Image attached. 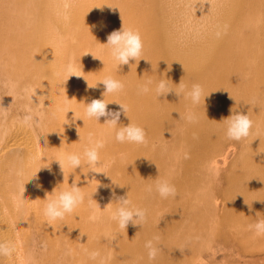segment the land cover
Segmentation results:
<instances>
[{"label":"bare ground","instance_id":"1","mask_svg":"<svg viewBox=\"0 0 264 264\" xmlns=\"http://www.w3.org/2000/svg\"><path fill=\"white\" fill-rule=\"evenodd\" d=\"M64 2L0 0V82L17 85L0 87V110L7 108L0 117V242L17 248L0 264H207L202 248L218 218L217 227L231 226L239 243L221 245L224 257L238 250L234 260L264 264V236L249 228L264 219V0H70L67 11ZM123 23L139 30L145 45L132 67H120L104 45ZM69 63L82 77L69 78L64 71ZM108 76L125 84L123 92L107 95L109 110H119L113 101L126 104L130 118L122 114L120 123L143 127L148 144L119 143L104 117L86 116L85 103L102 98L105 89L98 82ZM85 78L97 87L89 88ZM164 78L173 87L181 81L189 89L201 84L210 97L193 106L174 92L159 98L154 91L138 94L148 79ZM25 88L36 91V104ZM27 108L45 113L39 127L18 123ZM188 110L198 112V122L180 119ZM232 112L248 113L255 122L247 139L226 137L221 120ZM90 132L105 140L104 167L98 170L110 177L89 172L84 164L66 168L65 178L54 160L66 152L82 153ZM227 144L233 147L229 161ZM235 164L245 177L232 178L229 192H223L227 168ZM36 173L38 179L28 181ZM158 176L176 187L175 198L163 199L155 191ZM74 181L88 194L97 190L96 202L90 206L86 199L49 226L43 216L46 193ZM220 192L228 195L226 208L215 204ZM113 193L128 194L134 206L147 209V222L120 229L111 219L118 207ZM155 236L162 251L149 260L145 243ZM91 251L100 256L89 259ZM218 252L215 248V259Z\"/></svg>","mask_w":264,"mask_h":264},{"label":"clouds","instance_id":"2","mask_svg":"<svg viewBox=\"0 0 264 264\" xmlns=\"http://www.w3.org/2000/svg\"><path fill=\"white\" fill-rule=\"evenodd\" d=\"M70 6V0H65L63 5L65 11H67ZM99 8L102 9V7ZM112 9L115 10L116 8L112 7ZM104 45L108 46L111 57L120 67L123 65H130L132 67L130 64L131 61H140L145 46L140 31L130 27H125L124 23L119 30H114L107 36V43ZM93 57L98 58L94 54ZM64 71L68 74L69 78L72 76L82 77L75 75L76 69L71 63L65 67ZM85 80L89 88H95L97 87L98 83H102L105 89V91L102 93V98L92 99L90 102L85 103L86 116L90 119H95L96 121H99L101 117H104V125H107L110 129L115 130V140L119 143L135 145L148 144L149 141L147 138V133L143 127L133 124L132 122L126 126L120 123L122 114L125 117L130 118L129 108L126 104L113 101L111 103L118 104L119 110L110 111L108 108L110 103L106 99L107 95L123 92L125 89V84L121 80L111 76L103 78L97 83V85H91L86 78ZM153 85L154 88L152 87ZM0 87L15 89L17 85L12 81H5L0 82ZM152 91H154L158 98L161 96H167L169 93L174 92L177 96L183 97L186 100H190L193 106H199L202 102L205 104L206 98H209L211 94H206L204 87L198 83L193 84L190 89L187 88L183 81H181L179 85H176V87H173L166 78L155 82L151 79H148L137 88L139 95H146ZM23 92L29 97L31 103L36 104L33 102V97L36 96V91L33 92L30 89L25 88ZM6 109L7 108L0 110V117L7 115ZM51 116L54 118L55 113H51ZM44 119L45 113L33 111L31 108H27L23 116L17 117L18 123L28 129L39 127L40 123ZM74 119H76V113ZM180 119L186 120L189 123H196L199 121V114L196 111L188 110L185 114H180ZM221 121L226 124V137L229 140L235 141L247 139L252 134V130L255 126V122L252 120L249 114H244L242 112H232L230 116L222 118ZM78 134L80 136L79 128ZM44 138L46 142L47 137ZM104 147L105 140L103 138H97L95 133L90 132L87 137V145L84 147L82 153L66 152L61 158H57L54 161L59 163L61 172L65 178L66 168L83 169L84 164H87L89 167V172L104 173L105 175L109 176L106 172L98 170L104 167L100 155V152ZM18 175H22V173H18ZM34 178L38 179L37 173L28 181ZM36 187L39 188L42 186L37 184ZM154 188L159 196L163 199H167L169 197L175 198L177 195L176 187L168 180L159 179V176L156 178ZM57 189L58 187L54 188L51 193H46V198L44 199L46 203L43 208V216L46 218V222L49 224V226H53L55 221L64 220L66 216L75 213L76 210L82 204H84L86 199L88 200L89 205L93 206V201H95L93 199V195L97 192L96 190L92 194L86 193L83 190V187L78 186L77 181L71 183L69 188H64L59 191H57ZM20 190L24 193L25 187L21 186ZM147 191L152 192L153 186L149 185L147 187ZM113 196L115 198V202L118 204V207L113 212L111 219L117 222L120 229L127 230L129 225L143 226L147 222V209L134 206L128 194L126 197H116L115 193H113ZM111 205L112 203L108 204L105 209H108ZM257 215H259V213H257ZM91 219L95 220L96 217L93 216ZM249 228L254 231V235L256 237L264 236V219H258L257 222L250 225ZM159 241V236H155L153 239L146 241L145 248L147 249L149 260H156L160 255L162 248L159 246ZM180 250L183 251V249ZM16 251L17 248L15 243L11 241L0 242V258L11 259ZM68 254H71L70 250ZM88 256L89 259L96 260L100 256V253L98 251H91L88 252Z\"/></svg>","mask_w":264,"mask_h":264},{"label":"rangeland","instance_id":"3","mask_svg":"<svg viewBox=\"0 0 264 264\" xmlns=\"http://www.w3.org/2000/svg\"><path fill=\"white\" fill-rule=\"evenodd\" d=\"M227 151H229V157H228V161L230 160V159H232L233 158V151H232V148L233 147H230V145L229 144H227ZM220 160V166H224L225 164L223 163V157H221V158H219ZM237 164V163H236ZM234 165L235 167H233L232 169H229V166H228V168H227V173L229 174V175H231L232 177H230L229 178V175H227L226 177H227V179H225V183H224V185L223 186H225V187H223V189L221 190V191H223V192H229V191H227V187L230 185V181H232V178H233V180H235L236 179V177L238 176V178H239V180L241 181V177H245V176H243V170L244 169H241V168H239V166L238 165ZM231 168V167H230ZM225 171V172H226ZM239 171V172H238ZM239 182V181H238ZM229 183V184H228ZM228 185V186H227ZM232 193H231V195L233 194V193H235V188H232L231 190H230ZM220 194V196H219V201H215V204H219V206L221 207V208H223V206L226 208L227 207V205L229 204V200L228 199H226V197H228V195H225L224 193H219ZM218 194V195H219ZM223 194H224V196H223ZM222 195V196H221ZM214 196H215V190H214ZM237 197V196H236ZM223 200V201H222ZM220 202V203H219ZM222 203V204H221ZM224 203H225V205H224ZM228 203V204H227ZM231 203H232V201H231ZM237 202H235V201H233V204H230L229 205V207H231L232 205L234 206L235 204H236ZM221 205H223V206H221ZM219 207V208H220ZM220 211L221 212H223V209H220ZM223 215H226V213H222ZM229 216H231V212H230V215ZM237 217V219L239 218L238 216H236ZM213 218H215V215L213 216ZM219 220H220V218H218ZM230 219H231V217H230ZM218 220V221H219ZM218 221H212V226L214 227V229H215V232H213L212 234L210 233V235H208V237H209V240H207L206 242H205V245L203 246V248H202V251H203V255H202V260L205 262V263H207V264H234V263H240V264H253L252 263V261H249V260H247L246 259V257L245 258H243V260L244 261H241V262H239V261H237V260H234V257L235 258H240L239 257V254L237 253L238 252V250L236 251V253H234V257H224V255H223V253H225L226 252V250L225 249H223L222 248V250L220 249V247H221V245H224V244H227L228 242L229 243H234V244H236V245H239V243L237 242L238 241V239H237V235L236 234H234V230H232L233 228L230 226H225V225H223V224H219L220 226L219 227H217L218 225ZM230 221V220H229ZM207 223H209L210 224V222L211 221H206ZM217 222V223H216ZM224 222H226V221H224ZM232 222H234V221H232ZM231 222V223H232ZM236 222H238V221H236ZM243 222H246V221H243ZM187 224H188V222H187ZM194 226L196 227V228H198L199 226H197V225H195L194 224ZM202 226V225H201ZM224 226V227H223ZM217 227V228H216ZM230 229H229V228ZM203 229V227L201 228V230ZM234 229H235V227H234ZM204 230V229H203ZM202 230V231H203ZM219 230V231H218ZM205 231V230H204ZM222 231V232H221ZM219 232V233H218ZM226 232V233H225ZM226 234V235H225ZM172 235L174 236V232H172ZM241 241H243V239H240ZM231 246H233L232 244H230ZM240 247V250H239V252H241L242 251V248H241V246H239ZM215 248H216V250H218L219 252L217 253L218 255H217V257H216V259H215ZM251 249H254L253 247H252V245H251V247H250ZM250 257V256H249ZM255 258H257V257H255ZM254 258V259H255ZM197 260V259H196ZM245 260H247V261H245ZM256 260V259H255ZM260 259L256 262L257 264L258 263H260ZM199 263V260H197V261H195L194 263H192V264H198Z\"/></svg>","mask_w":264,"mask_h":264}]
</instances>
